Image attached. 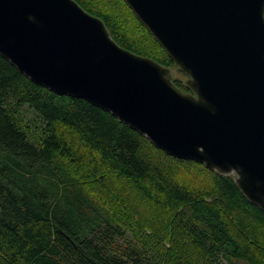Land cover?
<instances>
[{"label": "trees", "instance_id": "1", "mask_svg": "<svg viewBox=\"0 0 264 264\" xmlns=\"http://www.w3.org/2000/svg\"><path fill=\"white\" fill-rule=\"evenodd\" d=\"M75 1L122 48L176 68L134 14L161 57L129 40L110 15ZM25 108L35 116L28 124ZM195 170L204 182L181 178ZM108 177L147 202L155 218L165 215L166 230L184 247L160 252L130 238L102 195ZM0 264H264V212L234 176L169 156L112 114L35 84L0 55Z\"/></svg>", "mask_w": 264, "mask_h": 264}, {"label": "water", "instance_id": "2", "mask_svg": "<svg viewBox=\"0 0 264 264\" xmlns=\"http://www.w3.org/2000/svg\"><path fill=\"white\" fill-rule=\"evenodd\" d=\"M187 80L119 46L75 0H0V55L157 149L235 177L264 212V0H123Z\"/></svg>", "mask_w": 264, "mask_h": 264}, {"label": "rangeland", "instance_id": "3", "mask_svg": "<svg viewBox=\"0 0 264 264\" xmlns=\"http://www.w3.org/2000/svg\"><path fill=\"white\" fill-rule=\"evenodd\" d=\"M88 6L92 7L96 11L110 15L112 20L116 23L119 30L131 40L134 44H137L144 48L151 55L161 57L162 51L153 44L151 37L147 31L142 29L137 20L135 19L131 10L126 7L121 0H83ZM173 77L176 80L185 82L187 77L177 68H171ZM24 123L28 124L29 121L34 119V113L28 108L22 110ZM86 168H92V165L88 161L85 163ZM199 170L195 172H187L181 175V178L192 181L194 183L204 182L205 178L200 174ZM109 184L108 190H104L103 196L110 200L115 210V217L120 224L128 230V236L132 239H138L151 245L153 249L160 252L173 250L174 248H182L183 238L177 237L172 230H166L170 226V221L163 214H157L152 212L149 204L142 198L136 196L134 192L123 185L121 181L116 178L108 177ZM161 216V217H160ZM165 217V218H162ZM154 223L157 225L158 230L163 232L165 229L166 234L170 235L168 240L166 237H162L160 233H156L153 227ZM174 232V231H173ZM171 233V234H170ZM134 239V240H135ZM180 250V249H179Z\"/></svg>", "mask_w": 264, "mask_h": 264}]
</instances>
